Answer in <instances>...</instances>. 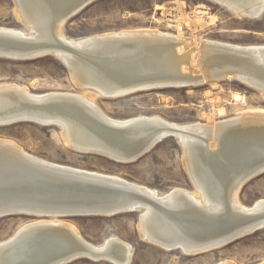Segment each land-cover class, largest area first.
I'll use <instances>...</instances> for the list:
<instances>
[{
  "label": "bare ground",
  "instance_id": "bare-ground-1",
  "mask_svg": "<svg viewBox=\"0 0 264 264\" xmlns=\"http://www.w3.org/2000/svg\"><path fill=\"white\" fill-rule=\"evenodd\" d=\"M79 1L17 0L19 3L17 11L21 13L24 22L30 25L28 26L30 32L5 26H0V29L32 40L33 45L40 47L39 53H53L56 58L64 62L62 63L65 64L64 66H67L75 84L86 91L83 93L68 91L32 93L25 86L0 84V126L18 122L56 126L61 130L64 144L71 149L77 152L90 150L92 153L103 155L112 161L128 163L135 161L136 156L135 154L126 155L132 150L126 151L125 147L138 140L131 134L135 131L136 133L141 131L147 125L148 141H151V136H165L166 138L172 136L178 140L193 190L172 187L167 192H159L145 185L128 181L116 174L73 167L42 159L26 152L13 141L3 138H0V147L3 148L1 152L14 153L17 156L23 155L43 164L55 165L91 176L110 178L130 185L151 196L163 207L168 208L165 211L154 210L147 204L137 215L138 233L144 241L165 251H173L169 250L171 246H179L181 250L176 251H182L189 256L208 252L210 246L204 244L206 239L202 235L203 233H208L212 229L216 233L215 226L225 220H230L233 224L229 232L234 231L243 227V218L245 217V215L242 216L243 214L264 212V198L256 199L251 205H244L238 199V192L245 184L242 180L246 176L245 172H239L236 177H227V174L224 175L225 166L222 167L223 163H228V157L236 158L238 150L248 152L247 148L252 146L250 135L259 134V130L264 129V109L249 110L216 122L207 120L205 123L199 121L176 123L155 114H141L117 119L103 112L94 101V97L99 94L104 98H119L139 92L137 90L140 88L151 85L156 86V88H179L196 85L205 80L210 81L226 77H232L255 87L264 95V44H237L207 39L204 41L197 40L195 46L194 44L189 46V41L178 33L174 35L149 28L106 31L73 39L66 37L61 29L68 19L65 9L73 7ZM210 1L223 6L235 15L251 19L259 17L264 6V0ZM172 17L176 19L177 14H173ZM31 19H38L41 22L39 31H36L34 25L32 26ZM98 40H106L105 44L107 45L105 47L97 45ZM56 45H60L61 48L52 47ZM65 46L76 48L80 55L76 56L74 51L71 52L62 48ZM95 48H103L105 53H100ZM83 57L95 59L97 62L90 65ZM12 59L16 58L13 57ZM195 67L200 70L196 71ZM104 68L107 70L106 75H104ZM95 69L101 71L97 72ZM120 69L122 71H119ZM133 69L152 75V77L139 83L128 76ZM173 73L178 74V76L172 75ZM139 74L141 75V73ZM102 75L104 79H102ZM126 75L129 84L124 88L113 89V84L109 88L106 87V85ZM93 81L104 85V87L93 84ZM143 90L152 89L145 88ZM69 98L72 99L68 100ZM45 101L51 104L56 103V106L44 105L40 109L46 110L44 116L28 114L32 110L30 106L32 102ZM155 124L157 128L150 129ZM110 125L124 126L126 131L123 135L115 134V132L109 131ZM103 139L104 143H111L118 153L95 146L97 141ZM257 141L264 142V138H256ZM204 168L205 170L208 169L209 173L212 171L214 173V175L212 173L210 175L212 186L206 185L205 187L200 182V178L206 174ZM221 170H223L221 174H217ZM213 193L216 194L213 195ZM184 204L190 205V208L185 209ZM206 228L207 230H205ZM42 230H48L47 232L50 234L59 235L62 239L67 240L69 246L65 248L59 246L60 251L54 255L63 250L72 249L79 244L78 240H80L84 245L82 251L77 253L88 254V257L85 258L95 259L93 254L85 251L90 249L92 252L102 255V260L111 264H130L131 262L132 247L130 244L115 236L108 237L100 245L90 243L83 239L72 224L67 223L66 219L60 218L33 219L24 223L12 236L0 241V246H2L0 247V262L19 264L20 262L36 261L35 257L42 258V252L37 250L33 253L30 251L24 256L20 255L25 240L31 235L36 236L37 233L44 232ZM25 234L28 235L25 236ZM170 235L180 236L184 241H176V239L171 241ZM19 236L22 239L18 241L17 246L6 245L7 242L13 241ZM44 238L48 242L53 240L51 236ZM198 238H200L199 242H197ZM38 239L41 241L42 237ZM186 239H192L194 242L189 243ZM49 248L56 249L54 246ZM215 264L236 263L223 260ZM256 264H264V260Z\"/></svg>",
  "mask_w": 264,
  "mask_h": 264
},
{
  "label": "rangeland",
  "instance_id": "rangeland-1",
  "mask_svg": "<svg viewBox=\"0 0 264 264\" xmlns=\"http://www.w3.org/2000/svg\"><path fill=\"white\" fill-rule=\"evenodd\" d=\"M173 14H177L176 19ZM0 26L30 32L14 0H0ZM139 28L178 33L189 41V46H195L197 40L207 39L264 44V6L261 15L251 19L235 15L210 0H97L67 19L61 31L66 37L77 39L106 31ZM195 70L200 69L195 67ZM0 84L25 86L32 93L86 91L75 84L67 68L52 56L33 59L0 57ZM94 101L113 118L155 114L176 123L216 122L245 111L264 109L262 92L232 77L205 80L187 87L142 90L119 98H104L97 94ZM0 138L11 140L42 159L116 174L159 192H167L172 187L193 190L182 159V148L175 137L163 139L143 156L128 163L71 149L64 144L61 130L56 126L18 122L0 126ZM258 198H264V173L243 184L238 192V199L244 205H251ZM137 218L136 213H122L109 217L79 216L66 218V221L90 243L100 245L108 237L115 236L130 244V264H215L223 260L256 264L264 260V229L218 249L189 256L182 251H165L144 241L138 233ZM31 220L25 215L1 217L0 241L12 236ZM68 264L111 263L84 257Z\"/></svg>",
  "mask_w": 264,
  "mask_h": 264
},
{
  "label": "water",
  "instance_id": "water-1",
  "mask_svg": "<svg viewBox=\"0 0 264 264\" xmlns=\"http://www.w3.org/2000/svg\"><path fill=\"white\" fill-rule=\"evenodd\" d=\"M14 1L16 6H19L17 0ZM94 1L97 0H80L73 7H70L69 9L67 7V9H65V14L68 16L69 19L75 14L79 13L85 7L93 3ZM36 15L39 16L38 14ZM40 21H42V19H40ZM24 25L26 28L30 26L27 25L25 22ZM33 25L36 31H39V26H41L42 24L41 22H39L38 19H34L32 20V26ZM31 41L27 40L24 37H20L16 34H13V32H10L8 30L0 29V57L32 59L31 56H33L34 58L42 56H52L56 58V56L50 52L39 53L38 49L40 47L33 45L34 43ZM98 41L99 42L97 43V45L103 47L107 45L105 44L106 40ZM52 47L58 49L61 48L60 45ZM62 48L70 50L71 52L74 51L75 53H73L76 56L80 55L74 47L65 46ZM96 50L100 53L104 52L103 48H98ZM33 51L35 52L32 53ZM83 58L90 65H94V62H97L95 59L87 57ZM59 61L61 63H64L61 60ZM65 67L67 68V66ZM134 69L130 71L132 73L128 76L139 83L144 82L150 77H152V75H147L140 71L138 72V70ZM95 70L97 71V69ZM100 71L101 70L97 72ZM106 71L107 70L104 68V75L107 74ZM119 71L122 70L120 69ZM139 73H141V75ZM172 75L178 76V74L174 73ZM172 75L171 77H173ZM128 76L126 75L123 78L116 79L115 82L106 85V87L109 88V86L113 84V89L117 87L124 88L127 84H129L127 83ZM102 79H104L103 75ZM93 84L104 87V85L95 81H93ZM145 88H149L152 90L157 89L156 86L151 85L147 87H142L137 91L140 92ZM70 99L72 98H69L68 100ZM47 104L50 105L51 103L48 101L40 103L32 102L30 104L32 110H30L28 114L44 116V112H46V110L40 109H42V107ZM51 105L52 107L56 106V103ZM35 106L37 109L35 108ZM99 125L101 124L99 123ZM147 128L148 126L146 125L141 131H137V133L135 131L131 134L134 135L135 139L138 140L134 141L133 143H130L125 147L126 151L132 150L126 155L135 154V160H137L146 152H148L152 147H154L156 144L166 138L165 136H151V141H148L149 135ZM155 128H157L156 124L150 129L154 130ZM144 129L146 130L144 131ZM109 131H113L115 132V134L120 133L123 135L126 129L124 128V126L120 125H110ZM260 137L264 138V129L259 130V134H256L254 136L250 135V138L252 140V146L247 148L248 152H242L241 150H238L236 158H227L228 163L222 164V167L223 165L225 166L224 175L227 174V177H236L239 172H245L246 176L244 175L245 177H242V180H244V183H246L249 180L255 178L256 176L264 173V142H256V138ZM95 146L101 147L102 149L107 148L109 150L117 152L114 149L113 145H111V143H104V139L100 140L99 142L97 141ZM238 147L240 148L239 145ZM1 149L3 148L0 147V218L13 215H25L31 217L32 219H66L79 216L109 217L122 213H136L138 215L143 210L144 206H146L147 204L150 205L154 210L159 209L161 211H165L166 209H168L163 207L158 201H156L151 196L142 193L136 188L127 185L121 181H117L110 178L91 176L85 173L74 172L73 170L65 169L63 167L55 165L43 164L38 161L36 162L35 160H32L23 155L17 156V154L14 153L8 154V152H1ZM81 153L91 154L92 151L88 150V152ZM257 155L259 156L256 157ZM204 167H206L205 164ZM204 171L206 174L200 178V182L205 185V187L206 185L212 186L213 184L210 175L211 173L214 175L213 171L209 173L208 169L205 170V168ZM222 171L223 170L219 171V173L217 174H221ZM4 184L6 185L4 186ZM214 194L216 193H213V195ZM184 207L185 209L190 208V205L184 204ZM170 212L172 213V211ZM244 215L245 217L243 218V227L237 228L234 231L229 232L233 227V224L230 222V220H225L215 226V228L217 229L216 233L213 232V229L208 233H203L202 235H204L206 239L204 244L210 246L207 251L223 247L239 238L253 234L264 228V212H251L249 214H243L242 216ZM205 230H207V228ZM42 231L44 232H41L40 234L37 233L36 236L31 235L29 238H27L24 242L25 244L22 246V250H20V255L23 256L30 251L32 253L36 250L40 251L42 252V258L35 257L36 261L20 262L19 264H68L79 258L88 257V254L86 253H77L79 251H82L84 245V243L78 239V245L74 246L70 250H63L62 252L54 255V253L60 251L59 246H62L64 248L69 246L67 245V240L62 239L59 235L50 234L49 232H47L48 230ZM225 233L227 234L225 235ZM26 235L28 234H25V236ZM49 236H51L53 240H49L48 242L45 240L44 237ZM39 237H42L41 241H39ZM170 237L171 241L174 239H176V241H184V239L180 236L174 237V235H170ZM200 238H198L197 242H199ZM21 239L22 237L19 236L13 241L11 240L12 242L9 240L10 242H7L8 244L6 245H10L12 247L15 245L17 246V243H19L18 241ZM186 240L189 243L194 242L192 241V239ZM79 245H81V247H79ZM50 246H54L56 249L49 248ZM169 250L180 251L181 248L179 246H171ZM85 251L87 253L93 254V258H95V261L103 259L102 255L94 253L90 249H86ZM46 252L48 253L46 254ZM0 264L3 263L0 262Z\"/></svg>",
  "mask_w": 264,
  "mask_h": 264
}]
</instances>
